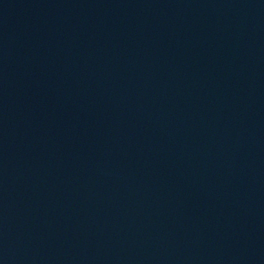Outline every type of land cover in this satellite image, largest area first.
I'll return each mask as SVG.
<instances>
[{
    "label": "water",
    "instance_id": "obj_1",
    "mask_svg": "<svg viewBox=\"0 0 264 264\" xmlns=\"http://www.w3.org/2000/svg\"><path fill=\"white\" fill-rule=\"evenodd\" d=\"M0 264H264V0H0Z\"/></svg>",
    "mask_w": 264,
    "mask_h": 264
}]
</instances>
